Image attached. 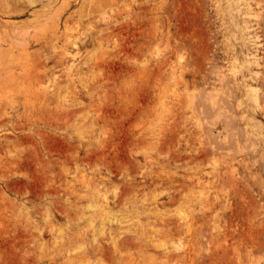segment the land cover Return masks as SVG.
<instances>
[{
	"label": "rangeland",
	"instance_id": "374dc122",
	"mask_svg": "<svg viewBox=\"0 0 264 264\" xmlns=\"http://www.w3.org/2000/svg\"><path fill=\"white\" fill-rule=\"evenodd\" d=\"M193 1L0 0V264L264 263V0Z\"/></svg>",
	"mask_w": 264,
	"mask_h": 264
},
{
	"label": "bare ground",
	"instance_id": "6f19581e",
	"mask_svg": "<svg viewBox=\"0 0 264 264\" xmlns=\"http://www.w3.org/2000/svg\"><path fill=\"white\" fill-rule=\"evenodd\" d=\"M189 1L192 2V3H195V1H193V0H189ZM196 1H197V0H196ZM201 2H202V1H201ZM212 2H213V1H212ZM253 2H254V1H253ZM199 3H200V1H199ZM251 3H252V2H251ZM201 4H202V3H201ZM233 4H234V3H233ZM258 4H259V3H258ZM213 5H214V4H213ZM195 6H196V4H194V7H195ZM256 6H257V5H256ZM192 8H193V6H192ZM261 8H262V7H261ZM188 9H189V7H188ZM188 12H189V11H188ZM193 12H194V11H193ZM193 12H192V13H193ZM189 13H190V12H189ZM205 13H206V12H205ZM243 13H244V12H243ZM197 14H198V12H197ZM202 14H204V13H202ZM206 14H207V13H206ZM245 14H246V13H245ZM198 15H200V14H198ZM198 15H197V16H198ZM246 15H247V14H246ZM206 16H207V15H206ZM215 16H216V15H215ZM250 16H251V15H250ZM198 17H199V16H198ZM204 18H205V17H204ZM206 19H207V17H206ZM206 19H205V20H206ZM244 19H245V18H244ZM260 19H261V18H260ZM206 23H207V25H208V22H206ZM213 23H214V22H213ZM207 25H206V26H207ZM191 26H192V25H191ZM217 26H218V25H217ZM208 28H209V27H208ZM202 29H203V28H202ZM259 29H260V28H259ZM199 30H200V28H199ZM217 30H218V29H217ZM257 30H258V29H257ZM65 31H66V30H65ZM197 31H198V30H197ZM203 31H204V30H203ZM257 32H258V31H257ZM263 32H264V31H263ZM191 33H193V32H191ZM194 33H195V32H194ZM255 33H256V32H255ZM198 34H199V33H198ZM204 34H205V33H204ZM204 34H203V35H204ZM211 34H212V33H211ZM262 34H263V33H262ZM53 35H54L55 38H57V37H56V32H55V31H54V34H53ZM212 35H214V34H212ZM193 36H194V35H193ZM193 36H192V38H193ZM209 36H211V35H209ZM261 36H262V35H261ZM263 36H264V35H263ZM194 37H195V36H194ZM198 37H199V35H198ZM198 37H197V38L195 37L194 39H198V41L200 42V40H199ZM205 37H206V36H205ZM207 37H208V36H207ZM75 39H76V38H75ZM98 39H99V37H98ZM100 39H102V38H100ZM100 39H99V40H100ZM185 39H186V38H185ZM263 39H264V38H263ZM188 40H189V39H188ZM190 40H191V39H190ZM208 40H209V39H207V41H208ZM210 40H211V39H210ZM72 41H73V40H72ZM198 41H197V42H198ZM202 41H203V40H202ZM213 41H214V40H213ZM195 42H196V40H195ZM195 42H194V44H195ZM208 42H209V41H208ZM187 44H189V42H188ZM190 44H191V43H190ZM211 44L213 45V42H211ZM211 44H210V45H211ZM195 45L197 46L198 43L195 44ZM212 45H211V46H212ZM211 46H210V47H211ZM176 47H178V49H179V46H176ZM197 47H198V46H197ZM202 47H203V46H201V48H202ZM201 48H199V49H201ZM53 49H54V48H53ZM178 49L176 50V52L178 51ZM182 49H183V48H182ZM182 49H181V50H182ZM208 49H210V48H208ZM208 49H207V50H208ZM201 50H203V49H201ZM201 50H200V51H201ZM207 50H206V51H207ZM183 51H184V50H183ZM198 51H199V50H198ZM210 51H212V50H210ZM178 52H179V51H178ZM180 52H181V51H180ZM180 52H179V53H180ZM194 52H195V51H194ZM202 52H203V54H201V55L204 56L205 47H204V51H202ZM179 53H178V55H179ZM196 53H197V52H196ZM210 53H211V52H210ZM213 53H214V52H213ZM193 54H195V53H193ZM197 54H198V53H197ZM207 54H208V53H207ZM174 55H175V53H174ZM181 55H182V54H181ZM181 55H180V56H181ZM185 55H186V54H185ZM187 55H189V53H188ZM196 56H197V55H196ZM181 57H182V56H181ZM189 57H190V55H189ZM193 57H194V56H193ZM205 57H206V56H205ZM211 57H212V56H211ZM211 57H210V58H211ZM190 58H191V57H190ZM200 58H201V57H200ZM203 58H204V57H203ZM183 59H184V58H183ZM205 59H206V58H205ZM207 59H209V58H207ZM207 59H206V60H207ZM197 60H198V59H197ZM200 60H201V59H200ZM200 60H199V61H200ZM206 60H205V61H206ZM211 60L213 61L212 58H211ZM27 61H28V60H27ZM176 61H177V59H176ZM179 61H180V60H179ZM179 61L176 62V63H179ZM192 61H193V60H192ZM201 61H203V60H201ZM209 61H210V60H209ZM196 62H197V61H196ZM196 62H195V63H196ZM25 63H26V62H25ZM29 63H30V62H29ZM31 63H32V62H31ZM36 63H37V62H36ZM202 63H203V62H202ZM206 63H208V62H206ZM34 64H35V62H34ZM196 64H197V63H196ZM199 64H200V63H199ZM199 64H198V65H199ZM209 64H210V63H209ZM209 64H208V65H209ZM31 65H32V64H31ZM198 65H197V66H198ZM26 66H27V65H26ZM28 66H29V64H28ZM37 66H38V65H37ZM199 66L201 67L202 65H199ZM209 66H210V65H209ZM24 67H25V66H24ZM200 67H198V68L200 69ZM205 67H206V66H205ZM210 67H211V66H210ZM216 67H217V66H215V68H216ZM36 68H37V67H36ZM201 68H202V67H201ZM207 68H208V67H207ZM221 68H222V67H221ZM32 69H33V68H32ZM38 69H39V68H38ZM172 69H173V68H172ZM172 69H171V70H172ZM208 69H212V68H208ZM219 69H220V68H218L217 70H219ZM23 70H24V69H23ZM185 70H186V69H185ZM204 70H205V69H204ZM204 70H202V71H204ZM39 71H40V70H39ZM172 71H173V70H172ZM196 71H197V70H196ZM196 71H195V72H196ZM199 71H200V70H199ZM179 72H180V71H179ZM181 72H185V71H182V70H181ZM200 72H201V71H200ZM217 72H218V71H217ZM34 73H35V71H34ZM170 73H172V72H170ZM192 73H193V72H192ZM202 73H203V72H202ZM214 73H215V72H214ZM36 74H37V73H36ZM38 74H39V73H38ZM38 74H37V75H38ZM179 74H180V73H179ZM179 74H178V77H179ZM197 74H198V71H197ZM199 74H200V73H199ZM221 74H222V73H221ZM261 74H262V73H261ZM204 75H205V74H204ZM204 75H203L202 77H207V76H204ZM207 75H208V74H207ZM209 75H210V73H209ZM171 76H172V75H171ZM198 76H199V75H198ZM200 76H201V74H200ZM210 76L213 77V73H212V72H211V75H210ZM210 76H209V77H210ZM220 76H221V75H220ZM189 77H190V76H189ZM195 77H196V76H195ZM179 78H180V77H179ZM179 78H178V79H179ZM37 79H38V78H36V81H37ZM171 79H172V78H171ZM171 79H170V81H171ZM193 79H194V78H193ZM193 79H192V80H193ZM198 79H199V77H198ZM200 79H201V78H200ZM222 79H223V78H222ZM222 79L219 78L220 81H219L218 79H217V80H218V82H221V83H222L223 80H224V82L222 83V85L224 86V83H225V80H226V79H223V80H222ZM38 80H40V79H38ZM201 80L204 82L203 79H201ZM40 81H42V79H41ZM172 81H173V80H172ZM176 81H177V80H176ZM176 81H175L174 85H175V84L179 85L178 83H176ZM194 81H195V79H194ZM196 81H197V80H196ZM215 81H216V80H215ZM215 81H214V82H215ZM260 81H261V80H260ZM260 81H259V82H260ZM178 82L180 83V81H178ZM181 82H182V81H181ZM199 82H200V81H199ZM199 82H198V84H199ZM185 83H186V81H185ZM192 83H193V81H192ZM226 83H227V81H226ZM226 83H225V84H226ZM260 83H262V81H261ZM195 84H197V82H196ZM258 84H259V83H258ZM180 85H181V84H180ZM183 85H184V84H183ZM189 85H190V83H189ZM199 85H200V84H199ZM199 85H197V86H199ZM222 85H221V86H222ZM228 85H229V84H228ZM228 85H227V86H228ZM38 86H39V85H38ZM42 86H43V85H42ZM186 86H187V84H186ZM191 86H192V85H191ZM227 86H226V87H227ZM192 87H193V86H192ZM199 87H200V86H199ZM228 87H229V86H228ZM262 87H263V84H262ZM186 88H187V87H186ZM193 88H194V87H193ZM203 88H204V87H203ZM220 88H221V89H219V88H218V89H219L220 92H221L223 87H220ZM229 88H230V87H229ZM33 89H34V88H33ZM42 89H43V88H42ZM194 89H195V88H194ZM194 89L192 90V88H191V91H193V92L196 91V90H194ZM223 89H224V88H223ZM231 89H232V88H231ZM180 90H182V89H180ZM31 91H32V90H31ZM36 91H37V90H36ZM38 91H39V90H38ZM38 91H37V92H38ZM175 91H176V90H175ZM175 91H174V93H175ZM198 91H199V90H198ZM216 91H217V90H216ZM226 91H227V90L225 89L224 92H226ZM231 91H232V90H231ZM231 91H230V93H232ZM8 92H9V91H8ZM193 92H192V93H193ZM32 93H33V92H32ZM34 93H36V92H34ZM182 93H183V92H181V94H182ZM196 93H197V92H196ZM196 93H195V94H196ZM202 93H203V92H202ZM204 93H206V92H204ZM217 93H218V92H217ZM226 93H227L228 95L230 94L229 92H226ZM195 94H194V95H195ZM212 94H214V93H212ZM212 94H211V95H212ZM221 94H223V92H222ZM227 94H225V96H228ZM232 94H234V92H233ZM196 95H197V94H196ZM196 95L194 96V99H195ZM218 95H219V94H218ZM207 96H208V95H207ZM229 96H230V95H229ZM11 97H12V96H11ZM178 97H179V95H178ZM182 97H183V96H182ZM182 97H181V98H182ZM213 97H215V96H212V98H213ZM220 97L223 99V96H222V95H221ZM230 97H231V96H230ZM230 97H229V98H230ZM12 98H13V97H12ZM183 98H184V97H183ZM196 98H197V97H196ZM204 98H205V97H204ZM208 98H210V97H208ZM225 98H226V99H224V100H226V102H227V98H228V97H225ZM6 99H7V98H6ZM179 99H180V98H179ZM184 99H185V98H184ZM200 99H202V98H200ZM200 99H199V100H200ZM215 99L218 100V97H217V98L215 97ZM215 99H214V100H215ZM7 100H8V99H7ZM9 100H11V99H9ZM18 100H19V99H18ZM18 100H17V101H18ZM42 100H43V99H42ZM195 100H196V99H195ZM195 100H194V101H195ZM199 100H198V101H199ZM209 100H210V99H209ZM209 100H208L207 102H209ZM263 100H264V99H263ZM215 101H216V100H215ZM22 102H23V101H22ZM207 102H206V103H207ZM217 102H218V101H217ZM11 103H12V102H11ZM185 103H187L186 100H185ZM185 103H184V106H185ZM258 103H259V101H258ZM200 104H202V103H200ZM200 104H199V105H200ZM203 104H205V103H203ZM208 104H209V103H207V105H208ZM228 104H230V103L228 102ZM263 104H264V103H263ZM263 104H261V105H263ZM6 105H7V104H6ZM226 105H227V103H226ZM8 106H9V105H8ZM10 106H11V105H10ZM187 106H188V103H187ZM187 106H185V107H187ZM205 106H206V105H205ZM209 106H210V105H209ZM229 106H230V105H229ZM258 106H259V105H258ZM263 106H264V105H263ZM1 107H2V106H1ZM22 107H23V106H22ZM199 107H200V106H199ZM220 107L222 108V106H220ZM259 107H260V109H262L261 106H259ZM200 108H201V107H200ZM200 108H199V109H200ZM206 108H207V106H206ZM206 108H205V110H206ZM208 108H209V107H208ZM226 108H227V106H226ZM257 108H258V107H257ZM23 109H24V107H23ZM32 109H33V108H32ZM197 109H198V108H197ZM224 109H225V108H224ZM230 109H231V108H230ZM258 109H259V108H258ZM260 109H259V110H260ZM0 110H1V109H0ZM187 110H188V109H187ZM189 110H190V109H189ZM209 110H210V108H209ZM226 110H227V109H226ZM65 111H66V110H65ZM65 111H64V112H65ZM193 111H194V110H193ZM195 111H196V110H195ZM197 111H198V110H197ZM199 111L202 112V110H199ZM214 111H215V110H214ZM223 111H224V110H223ZM262 111H264V108L262 109ZM0 112H1V111H0ZM2 112H3V110H2ZM187 112H189V111H187ZM215 112H216V111H215ZM32 113H33V112H32ZM66 113H67V112H66ZM190 113H191V112H190ZM205 113H206V112H205ZM208 113L210 114V111H209ZM263 113H264V112H263ZM2 114H3V113H2ZM67 114H68V113H67ZM187 114H188V113H187ZM201 114H202V113H201ZM226 114H227V111H226ZM221 115H222V113H221ZM0 116H1V114H0ZM4 116H5V115H4ZM4 116L2 115V118H1V120H0V126H5L6 123H7V122H6V119H4L6 116H5V117H4ZM192 116H193V115H192ZM198 116H200V115H198ZM207 116H208V115H207ZM217 116H218V115H217ZM3 117H4V118H3ZM186 117H187V116H186ZM58 118H59V117H58ZM213 118H214V117H213ZM195 119H196V117H195ZM187 120L189 121L190 119H187ZM192 120H193V117H192ZM192 120H191V121H192ZM196 120H197V119H196ZM221 120H222V119H221ZM225 120H226V119H225ZM231 121H232V120L230 119V122H231ZM201 122H203V121H201ZM207 122H208V121H207ZM226 122H227V121H226ZM195 123H197V122H195ZM205 123H206V122H205ZM209 123H210V122H208V124H209ZM227 123L229 124V122H227ZM227 123H226V124H227ZM231 123H232V122H231ZM234 123H235V122H234ZM201 124H202V123H201ZM201 124H200V125H201ZM215 124H216V123H215ZM223 124H225V122H224ZM195 126H196V125H195ZM201 126H202V125H201ZM205 126H206V128H208L207 125H205ZM228 126H230V125H228ZM202 127H203V126H202ZM232 127H233V125H232ZM224 128H227V126H224ZM195 129H198V125L196 126ZM203 129H205V128H203ZM203 129H202V130H203ZM205 130H206V129H205ZM227 130H228V128H227ZM231 131H232V129L230 130V132H226V134H227V133H228V134L231 133ZM196 132H199V131L196 130ZM203 132H204V131H203ZM224 132H225V131H224ZM233 132H235V131L233 130L232 133H233ZM236 132H237V130H236ZM238 133H240V132H238ZM204 134H207V133H204ZM204 134L202 133V135H204ZM219 134H220V133H219ZM226 134H225V136L228 135V134H227V135H226ZM199 136H200V135H199ZM205 136L207 137V135H205ZM235 136H236V135H235ZM228 137H229V136H228ZM230 137H231V136H230ZM230 137H229V139H230ZM201 138H202V137H201ZM204 138H205V137H204ZM222 138H223V137H222ZM238 138L240 139V137H238ZM206 139H207V138H206ZM211 139H213V138L211 137ZM231 139H232L231 141L233 142V137H231ZM209 140H210V137H209ZM240 140H241V139H240ZM240 140H236V142H237V141L240 142ZM213 141H214V140H213ZM209 142H210V141H209ZM224 142H225V141H224ZM227 142H228V141H227ZM239 142H238V144L241 143V142H240V143H239ZM228 143H230V142H228ZM217 144H218V143H216V146H217ZM224 144H226V143H224ZM218 146H219V145H218ZM222 146H223V145H222ZM227 146H228V145H227ZM230 146H231V147H230ZM232 146H233V144L230 143V145H229L228 147H230L231 149H235L234 146H233V147H232ZM237 146H238V145H237ZM219 147H220V146H219ZM219 147H217V148L219 149ZM223 148H224V147H223ZM225 148H226V146H225ZM225 148H224V149H225ZM221 149H222V148H221ZM221 149H220V152H221ZM222 150H223V149H222ZM218 151H219V150H218ZM229 151H230V150H229ZM223 152H224V150H223ZM223 152H221V153H223ZM233 152H234V150H233ZM233 152H232V153H233ZM236 152H238V151H236ZM232 153H231V154H232ZM219 154H220V153H219ZM219 154H218V155H219ZM228 154H229V153H228ZM233 154L235 155V152H234ZM237 154H238V153H237ZM224 155H226V154L224 153ZM228 156H229V155H228ZM231 156H232V155H231ZM232 158H233V157H232ZM230 161H231V159H230ZM232 161H233V160H232ZM218 162H219V161H218ZM221 162L223 163L224 161H220L219 163H221ZM222 163H221V164H222ZM227 168H230V166L227 167ZM227 168H226V169H227ZM219 169H220V168H219ZM228 173H229V172L227 171V176H228ZM222 174H223V175H224V174L226 175V172H225V173L223 172ZM222 174H221V175H222ZM229 174H230V173H229ZM231 175H232V173L230 174V176H228V177H226V178L231 177ZM233 176H234V175H233ZM220 178H221V176H220ZM220 178H219V179H220ZM226 178H225V182H226V181H227V183L230 182V181L226 180ZM235 178L239 179L237 176H236ZM237 179H235L236 182H237ZM220 180H222V178H221ZM223 180H224V178H223ZM223 180H222V183H223ZM229 180H231V179L229 178ZM233 180H234V179H233ZM233 180H232L231 183H233ZM238 181L241 182V180H238ZM242 182H243V181H242ZM231 183H228V184H231ZM223 184H224V183H223ZM223 184H222L221 186H223ZM234 184H235V183H234ZM234 184H231V186H233ZM241 184H242V183H241ZM224 185H225V184H224ZM234 186H235V185H234ZM223 187H224V186H223ZM235 187H236V186H235ZM230 188H231V187H230ZM241 188H242V187H241ZM244 188H246V187L244 186ZM234 189H235V188H234ZM238 189L240 190V188H238ZM238 189H237V191H238ZM235 190H236V189H235ZM241 190H242V189H241ZM237 191H236V193H237ZM243 191H244V190H243ZM245 192H246V190H245ZM239 194H240V191H239ZM242 196H243V195H242ZM245 196H246V195H245ZM258 234H259V233H258ZM260 234H261V233H260ZM260 234H259V235H260ZM249 235L252 236L251 234H249ZM255 236H256V235H255ZM256 237H258V235H257ZM258 239H259V238H258ZM231 240H232V238H231ZM253 240H254V239H253ZM251 242H253V241L251 240ZM255 242H256V244H258V242H257V238H255ZM255 242H254V244H255ZM227 243H228V242H227ZM259 243H260V242H259ZM120 244H121V243H120ZM250 244H251V243H250ZM258 245H259V244H258ZM253 246H254V245H253ZM259 246H260V245H259ZM219 247H220V246H219ZM260 247H261V246H260ZM176 248H177V247H176ZM221 248H222V247H221ZM229 248H230V247H229ZM229 248H228V249H229ZM119 249H120V248H119ZM173 249H174V248H173ZM235 249L237 250V248H235ZM253 249H254V248H253ZM255 249H256V248H255ZM255 249H254V250H255ZM137 250H138V249H137ZM208 250H209V248H208ZM208 250H207V251H208ZM176 251H177V249H176ZM252 251H253V250H252ZM205 252H206V249H205L204 253H205ZM232 252H233V251H232ZM255 252L257 253V249H256ZM180 253H181V252H180ZM210 253H211V252H210ZM253 253H254V252H253ZM202 254H203V252H202ZM206 254H207V252H206ZM206 254H205V255H206ZM230 254H231V252H230ZM239 254H240V253H239ZM186 255H187V254H186ZM216 255H218V254H216ZM237 255H238V254H237ZM237 255H235V256H237ZM169 256H172V255H169V254H168L167 257H169ZM184 256H185V255H184ZM206 256H208V254H207ZM252 256H254V255H252ZM256 256H257V255H256ZM161 257H162V256H161ZM172 257H173V256H172ZM208 257H209V256H208ZM165 258H166V257H165ZM224 258H225V257H224ZM199 259L201 260V258H199ZM203 259H204V258H203ZM209 259H211V258H208V260H209ZM175 260H176V259H175ZM204 260H205V259H204ZM213 260H215V259H213ZM232 260H233V259H232ZM206 261H207V259H206ZM211 261H212V260H211ZM207 262H208V261H207ZM213 262H214V261H213ZM204 263L206 264L205 261H204ZM242 263H243V261H242ZM250 263H251V262H250ZM208 264H210V261L208 262ZM211 264H213V263H211ZM214 264H215V263H214ZM225 264H226V263H225ZM243 264H244V263H243ZM251 264H252V263H251ZM261 264H264V263H261Z\"/></svg>",
	"mask_w": 264,
	"mask_h": 264
}]
</instances>
